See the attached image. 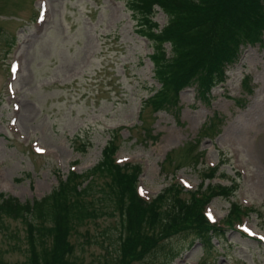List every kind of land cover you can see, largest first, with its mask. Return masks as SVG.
I'll list each match as a JSON object with an SVG mask.
<instances>
[{
    "label": "rangeland",
    "instance_id": "1",
    "mask_svg": "<svg viewBox=\"0 0 264 264\" xmlns=\"http://www.w3.org/2000/svg\"><path fill=\"white\" fill-rule=\"evenodd\" d=\"M154 19L160 28L168 21L162 11ZM135 28L123 0H0V192L23 204L42 199L70 172L92 169L114 140L118 163L141 165L146 199L174 184L187 199L202 183L237 186L208 207L225 224L214 247L176 236L148 264H165L168 249L179 251L170 264H264V43L241 47L208 101L194 82L177 104L155 112L147 105L160 88L153 47ZM232 203L255 211L235 228ZM116 216L77 227L72 242L84 264L116 258L118 242L107 239L119 234ZM3 229V260L24 264L26 226L8 219Z\"/></svg>",
    "mask_w": 264,
    "mask_h": 264
},
{
    "label": "trees",
    "instance_id": "2",
    "mask_svg": "<svg viewBox=\"0 0 264 264\" xmlns=\"http://www.w3.org/2000/svg\"><path fill=\"white\" fill-rule=\"evenodd\" d=\"M124 1L136 20V32L153 45L150 59L160 88L147 105L155 112L177 104L182 90L194 82L202 99L208 100L211 90L225 80L227 66L238 60L241 47L264 43V0ZM157 8L168 19L163 29L154 21ZM113 141L92 169L71 172L42 199L23 204L0 192V232L8 219L26 226L29 258L24 264H84L72 242L77 227L117 213L119 234L115 239L107 236L110 243L118 242L117 256L98 264H148L147 259L176 236L192 235L208 251L214 238L226 235L222 228L208 224L202 209L216 196L232 195L234 188L210 185L204 190L201 184L187 199L181 197L183 187L174 184L147 202L137 189L142 168L118 165ZM192 157L199 162L198 154ZM216 172L212 169L206 177L212 179ZM250 212L254 211L233 203L228 225L234 226ZM95 244L103 246L99 240ZM2 255L0 264H7ZM167 255L165 264H170L179 251L168 249Z\"/></svg>",
    "mask_w": 264,
    "mask_h": 264
}]
</instances>
